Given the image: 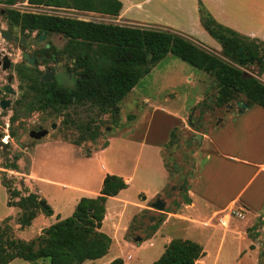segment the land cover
Segmentation results:
<instances>
[{
    "label": "rangeland",
    "instance_id": "rangeland-1",
    "mask_svg": "<svg viewBox=\"0 0 264 264\" xmlns=\"http://www.w3.org/2000/svg\"><path fill=\"white\" fill-rule=\"evenodd\" d=\"M21 4L25 9L30 8L24 3ZM46 6L52 15L120 23L118 17L99 16L72 8ZM189 35L209 46L211 49L207 50L211 53L225 58L220 50V43L209 34H207L208 37L214 42L206 37L203 38L198 33H189ZM72 68L71 62H67L62 68V86L64 87L74 86L73 79L66 76L67 69ZM244 69L248 75L257 73L253 66ZM192 77L193 79H191ZM218 95V81L213 74L191 66L170 52L124 98L117 102L118 116L113 108L103 110L98 103L92 100L62 107H7L6 109L0 107V129H3L2 126L7 129L4 132V138L5 141H8L5 142L6 150H3V144L0 149V225L2 229L6 228L9 235L15 239L30 241L37 237L44 227H48L59 219L71 216L78 202L76 197L87 195L71 188H64L63 183L69 185L68 187L94 188L103 173V166L112 168L111 163L115 162V166L119 163L122 164L124 158L129 156L128 161L132 162L136 152L122 154V136H126L131 131L134 133L140 131L134 125L141 119V113L147 107H152L151 104L183 112L187 107L188 123L192 120L195 124L194 127L188 125L185 129L180 128L181 130L174 137V143H170V136L163 152L164 167L172 176L171 183L165 190L166 199L161 197L166 202L164 211L169 209L182 212L185 207V188L190 187L196 175L194 153L196 149L199 150L200 146L197 141L192 145L188 143L194 137L193 129L198 132H211L220 128L226 115L231 110L239 109L238 101H245L244 96L240 94L231 103L221 104ZM131 115L134 118H130ZM54 123L57 126L52 128ZM89 123L99 125L101 135L98 138L91 139L88 136L87 124ZM42 128L49 130L48 135L40 139L29 135L31 130ZM110 139L113 140L112 145L103 150L110 143ZM53 142H62V144ZM77 142L79 144H76ZM38 144L45 147L37 151ZM90 151L95 152L91 158L80 154V152L87 154ZM34 154L36 155L33 172L38 179L34 185L31 183L32 186H35L33 193L38 194L40 200L43 199L55 212L53 215L35 217L36 219L29 227L23 228L17 222L22 210L9 211L2 187L8 188L9 201L12 204L30 194L28 188L30 184L21 180L22 176L20 175L28 172L32 164L31 156ZM13 165H17L18 168L12 169ZM5 181H8L9 185H6ZM14 189L20 191L19 196L11 195V191ZM145 196L147 195L142 191H136L131 198H137L144 202ZM149 199L152 200L153 197ZM112 203V201L109 202V204ZM116 205L119 208L123 204L116 202ZM149 207L150 210L135 214L129 222L124 220L119 223L117 227L119 232L118 235L116 234V238H113L112 250L110 249L103 258L87 261L86 264H104L109 259L112 261L116 257H122L124 264H153L162 255L171 241L170 239L178 237L190 238L201 243L204 246L205 255L208 252L206 258L208 264H253L257 260H259V264H264V211L261 215H257L251 223H249L251 216L240 207H232L216 214L218 219L214 223H221V217L227 218L228 225L222 223L218 225L228 228L233 220V229L236 232V235L228 234L218 251L222 230L217 229L216 237L209 240L207 244L202 242L201 237L189 233L184 228L187 225L180 226L176 221H168L164 224L165 218L158 230L152 233L151 225L158 218L165 217V214H163L164 211L155 209L151 204ZM39 210L41 209L39 208ZM132 210L133 207L129 206L128 212L131 213ZM58 214H60L59 217H57ZM7 216L12 217L3 221L2 219ZM250 227L254 228L248 231ZM243 231L247 233V238L240 234ZM120 234L122 236L118 237ZM251 239L254 248L247 245ZM114 252L115 257H113ZM204 256L202 258H205ZM10 264L29 263L18 258ZM36 264H50V260L39 259Z\"/></svg>",
    "mask_w": 264,
    "mask_h": 264
},
{
    "label": "trees",
    "instance_id": "trees-1",
    "mask_svg": "<svg viewBox=\"0 0 264 264\" xmlns=\"http://www.w3.org/2000/svg\"><path fill=\"white\" fill-rule=\"evenodd\" d=\"M8 2L14 3L16 0ZM29 2L113 16L119 15L123 8L120 0ZM200 18L206 31L220 43L225 58L211 53L180 33L160 29L35 13H25V25L59 30L68 38L65 51L77 59L72 70L77 69L79 77L75 86H62V101L57 99L62 106L92 100L103 110L113 108L151 72L152 66L171 52L191 66L216 77L218 100L221 104L227 105L242 94L249 106L264 107V82L258 77L264 71V42L250 39L220 24L204 8H200ZM240 47H243L241 52ZM248 66H257V75H248L244 69ZM81 75H85V78ZM130 118L134 116L131 115ZM179 130L181 129L178 127L172 130L170 143H174ZM87 132L91 139L101 135L99 125L92 123L87 124ZM17 168V165L12 167ZM127 186L122 176L107 174L97 197H82L71 216L43 228L30 241L15 239L0 225V264H9L16 258L32 264H36L39 259H48L50 264H83L87 260L104 257L112 245V237L101 229L106 201L109 196L118 195ZM188 190L189 187H186V203L191 202ZM11 195L17 197L20 191L14 189ZM42 200L32 192L14 204L8 201V205L22 210L17 222L25 228L31 225L38 213H54L49 204H42ZM8 218L10 217L3 221ZM164 220L165 217L162 216L151 225L152 233L158 230ZM253 228H248V231ZM251 248H254L253 245ZM204 255L201 243L178 237L168 243L153 264H196ZM109 264H124V259L116 257Z\"/></svg>",
    "mask_w": 264,
    "mask_h": 264
},
{
    "label": "crops",
    "instance_id": "crops-1",
    "mask_svg": "<svg viewBox=\"0 0 264 264\" xmlns=\"http://www.w3.org/2000/svg\"><path fill=\"white\" fill-rule=\"evenodd\" d=\"M120 1L123 3V8L117 16L74 10L99 16L118 17L120 20L119 24L122 25L184 33L187 38L201 47L211 49L203 42L197 41L189 35V33H198L203 38L206 37L211 42H214L208 37L207 34L209 33L201 23L200 8H204L220 24L230 27L243 36L264 42V0ZM253 67L256 68L257 72V66ZM258 77L264 82V71ZM151 106L141 113V119L134 125L140 131L135 133L131 131L126 136H122V154L131 153L132 151L136 152L132 162L128 161L130 159L129 156L124 158L122 164L119 163L115 166V162L111 163L112 168L103 166V173L94 188L68 187L69 185L63 183L65 185L64 188H71L76 192L85 193L88 197H97L100 194L107 174H116L124 178L128 184L127 188L121 190L116 196H109L106 201V213L101 229L112 237V242L113 238H116V234L118 235L119 229L117 227L119 223L124 220L129 222L135 214L150 210L149 206L150 204L152 206L153 201L161 197L165 198V190L171 183L172 177L170 172L164 167L163 152L165 144L175 127L185 129L189 125L187 107H185L183 112L171 110L162 105L155 106L151 104ZM195 131L197 130L193 129V132ZM201 133L203 135L202 143L199 146V150L196 149L194 153L196 175L188 190L191 202H185L182 212L169 209H167L169 211H164L163 214H165L166 218L164 224L168 221H176L180 226L187 225L184 228L189 233L201 237L202 242L207 244L209 240L216 237L217 229L222 230L218 247L219 251L228 234L236 235V232L233 229V220L228 228L218 225L221 224L219 222L218 224L214 223L218 219L215 216L216 214L232 207H240L251 216L249 222L251 223L257 215H261L264 211V107L253 105L244 111L239 109L231 110L226 115L220 128L211 132ZM109 142L103 150L108 149L112 145L113 140L110 139ZM53 143L62 144V142ZM44 147L38 144L36 150L39 151ZM93 153L95 152L90 151L87 154L80 152L81 156L86 158H91ZM35 155L31 156L32 164L28 172L20 175L22 176L21 180L30 184L28 187L30 189L29 193L34 192L35 186L32 185L38 179L33 172ZM2 188L7 203L9 201V190L7 187ZM136 191H142L147 195L143 198L144 202L137 198H131ZM150 197H153V201L149 199ZM81 198L76 197V201L78 200L79 202ZM110 201L113 203L109 204ZM116 202L123 204L119 206L120 209ZM129 206L133 207L131 213L128 212ZM8 207L9 211L17 212L18 209L20 210V208L13 205H8ZM44 215V213L40 212L36 218ZM122 234L118 237L122 236ZM240 234L247 238L246 232L243 231ZM252 243L253 240L251 239L247 245L251 248ZM252 250L257 251L255 249ZM207 255L208 252L204 256L205 258H200L196 264H208ZM115 256L114 252L113 257ZM110 260L104 264H109ZM87 261L83 264H86ZM28 263L31 264L30 262ZM253 264H259V260L254 261Z\"/></svg>",
    "mask_w": 264,
    "mask_h": 264
},
{
    "label": "flooded vegetation",
    "instance_id": "flooded-vegetation-1",
    "mask_svg": "<svg viewBox=\"0 0 264 264\" xmlns=\"http://www.w3.org/2000/svg\"><path fill=\"white\" fill-rule=\"evenodd\" d=\"M21 3L26 5L20 0L14 3L0 0V107H62L58 102L62 101V68L67 62L74 67L77 59L65 51L68 38L61 31L25 25V13L52 15L48 6L35 4L25 9ZM72 69H67L66 76L73 79L75 86L79 74ZM2 128L0 149L3 144L5 151L7 129Z\"/></svg>",
    "mask_w": 264,
    "mask_h": 264
},
{
    "label": "water",
    "instance_id": "water-1",
    "mask_svg": "<svg viewBox=\"0 0 264 264\" xmlns=\"http://www.w3.org/2000/svg\"><path fill=\"white\" fill-rule=\"evenodd\" d=\"M243 50V47H240L239 51L241 52ZM68 60H70V56H67L66 57ZM238 107H239V110L240 111H244L245 109H247L248 107H250L245 101H238ZM3 108H6V107H3ZM113 110L114 112L116 113V115L118 116V109L116 106L113 107ZM189 125L191 127H194V123L192 120L189 121ZM53 127H56V124H53ZM48 133V130L47 129H44L40 132H37V131H31L30 135L34 138H41L43 136H45L46 134ZM202 139H203V135L201 132H198V131H195L194 132V137L193 139L189 140L188 143L189 144H193L195 141H197V143L201 144L202 143ZM4 146H6V144H4ZM5 184L6 185H9V182L8 181H5ZM42 204L44 205L45 202L43 201ZM152 207H154L155 209H158L160 211H164L165 210V207H166V202L161 199V198H158L156 201H154L152 203Z\"/></svg>",
    "mask_w": 264,
    "mask_h": 264
},
{
    "label": "built area",
    "instance_id": "built-area-1",
    "mask_svg": "<svg viewBox=\"0 0 264 264\" xmlns=\"http://www.w3.org/2000/svg\"><path fill=\"white\" fill-rule=\"evenodd\" d=\"M26 5L29 6V7H31V5H35V4H32V3L28 2V1H26ZM47 8H48V7H47ZM221 223H222L223 225H226V222H225L224 218H221Z\"/></svg>",
    "mask_w": 264,
    "mask_h": 264
},
{
    "label": "bare ground",
    "instance_id": "bare-ground-1",
    "mask_svg": "<svg viewBox=\"0 0 264 264\" xmlns=\"http://www.w3.org/2000/svg\"><path fill=\"white\" fill-rule=\"evenodd\" d=\"M224 220L226 222V225H228L229 224L228 219L227 218H224Z\"/></svg>",
    "mask_w": 264,
    "mask_h": 264
}]
</instances>
